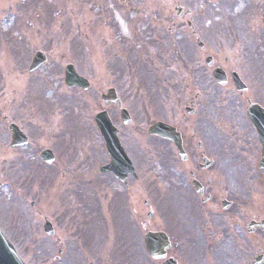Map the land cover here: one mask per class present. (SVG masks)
<instances>
[{"label": "flooded vegetation", "instance_id": "flooded-vegetation-1", "mask_svg": "<svg viewBox=\"0 0 264 264\" xmlns=\"http://www.w3.org/2000/svg\"><path fill=\"white\" fill-rule=\"evenodd\" d=\"M170 8L140 18L145 32L131 37L140 50L141 86L155 84L148 94L173 101L156 108L160 118L145 112L149 125H168L173 139L149 136L139 109V131L148 140L139 134V149L130 145L133 172L124 181L101 176L106 158L91 173L99 174L95 184L108 192L103 199L113 213L96 222L61 221L48 239L64 236L60 225L70 228L83 249L78 264H94L91 254L96 264H264V0H202L200 12L175 19ZM183 24L195 30L184 28L187 35ZM177 35L175 48L168 42ZM110 110L116 108L98 112ZM8 115L0 109L11 141L8 128L20 124ZM150 233L160 235L153 257L144 247ZM99 249L106 259L97 258Z\"/></svg>", "mask_w": 264, "mask_h": 264}, {"label": "rangeland", "instance_id": "rangeland-1", "mask_svg": "<svg viewBox=\"0 0 264 264\" xmlns=\"http://www.w3.org/2000/svg\"><path fill=\"white\" fill-rule=\"evenodd\" d=\"M175 3L199 12L202 0H0L1 116L17 115L16 122L32 136L30 145L11 150L6 144L8 136L4 125L0 127V182H5L0 190V228L4 227V234L26 264H78L81 260L83 249L80 243L75 242L77 239L71 229L60 225L59 230L65 232L64 236L57 241L48 239L42 231L45 220L53 225L59 224L61 217L65 222H75L78 220L74 210L77 206L83 210V206L89 208L86 216L95 222L101 220L99 214L104 218L107 213H113L109 206L105 207L107 203L103 199L104 193L108 192L103 186L99 190L95 184L101 181L99 174L91 176L93 171H97L93 155L100 147V139L93 137L87 127L86 134L83 117L86 116L92 124L94 110L100 103L99 89L115 87L133 117L129 131H123L125 140H139V134L147 140L146 132L139 131V109L144 113L145 110L151 112L154 118L158 115L155 114L158 106H171L173 101L153 99L146 95L149 89L145 91L144 87L141 90L139 55L136 54L140 50L131 36L136 32L140 38V30L145 32L140 18H146L150 13L159 15L163 7L169 4L173 7ZM212 4L209 6L213 7ZM130 10H134V15H130ZM136 21H139L138 32ZM181 27L187 34L186 26L183 24ZM117 37L121 38L119 42L124 50L113 45L118 41ZM179 41H182V36H171L168 43L176 48ZM78 42L90 51L97 50V53L86 56L81 51L86 61L79 58L72 46L76 47ZM37 51L47 56L48 63L35 81L32 79L34 76L27 74V69ZM75 59L83 76L96 77L91 88L84 93L68 92L63 83L64 66L74 64ZM126 80L136 82L129 84ZM73 98L80 100L75 103ZM71 114L73 118L79 117V122L73 130L63 132L61 137L64 129L61 124ZM145 114L144 131L152 119ZM57 145L61 147L59 152L56 151ZM48 148L55 151L60 163L49 167L38 160L39 153ZM95 156L101 158H98V164L105 157L103 153ZM89 161L92 165L88 166ZM44 168L48 169L46 174L49 177L57 174L55 180L59 176L64 177L59 197L55 180L48 185L49 189L42 190L46 177L41 172ZM52 168H58L66 176L58 170L54 173ZM85 172L89 173L86 175ZM86 178H90L88 181L94 186L87 184ZM35 202L37 205L32 208L31 203ZM97 247H102L99 239ZM59 250L63 255H59ZM105 252L99 249L97 258L106 259ZM92 256L89 257L96 264L97 260Z\"/></svg>", "mask_w": 264, "mask_h": 264}, {"label": "water", "instance_id": "water-1", "mask_svg": "<svg viewBox=\"0 0 264 264\" xmlns=\"http://www.w3.org/2000/svg\"><path fill=\"white\" fill-rule=\"evenodd\" d=\"M34 62H35L34 66L37 63L39 64L41 62V58H37ZM34 66H32V69L36 68ZM66 84L68 86H80L83 88L86 87V84L74 74L72 68L66 74ZM96 122L98 129L101 135L103 136L106 145L109 149L110 155L112 156L113 160L116 163H120L121 158L123 157V153L119 147V143L115 136V131L110 127V123L106 120H101V118L98 117L96 119ZM0 264H22V262L17 258L13 248L2 237L1 233H0Z\"/></svg>", "mask_w": 264, "mask_h": 264}]
</instances>
